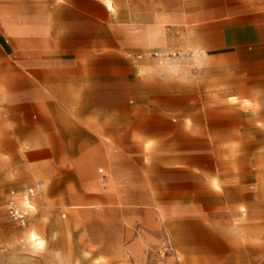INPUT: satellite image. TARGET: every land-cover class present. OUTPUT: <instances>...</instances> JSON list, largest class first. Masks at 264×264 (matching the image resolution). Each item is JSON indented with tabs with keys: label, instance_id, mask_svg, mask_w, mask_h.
Masks as SVG:
<instances>
[{
	"label": "crops",
	"instance_id": "obj_1",
	"mask_svg": "<svg viewBox=\"0 0 264 264\" xmlns=\"http://www.w3.org/2000/svg\"><path fill=\"white\" fill-rule=\"evenodd\" d=\"M209 13L204 22L200 3L188 29L185 0H25L17 28L4 19L0 42L34 49L20 51L3 71L11 79L0 111L5 208L38 184L61 186L67 161L78 183L63 189L89 192L97 185H83L80 168L95 154L116 180L131 184L134 161L151 158L144 144L188 135L202 158L203 145L264 143V0H211ZM194 48L202 53V65L189 81L154 70L155 58ZM187 90L193 91V103L185 98ZM188 111L194 113L193 134L186 131ZM108 144L115 145L110 165ZM42 193L33 200L26 228ZM98 199L107 202L101 193ZM259 204L262 210L252 214L264 227V202ZM238 207L218 200L208 210L198 206L195 214L201 225L217 226L215 210ZM211 233L228 256L213 264H264V245L239 242L264 240V231L241 237ZM183 250L195 256V264L216 253L207 252L203 242Z\"/></svg>",
	"mask_w": 264,
	"mask_h": 264
},
{
	"label": "rangeland",
	"instance_id": "obj_2",
	"mask_svg": "<svg viewBox=\"0 0 264 264\" xmlns=\"http://www.w3.org/2000/svg\"><path fill=\"white\" fill-rule=\"evenodd\" d=\"M24 3L25 0H0V28L4 19L18 27ZM185 3L188 29L195 24L193 14L199 10L200 3L203 20L209 22L211 0H185ZM24 50L34 51L10 48L0 42V111L5 88L11 82L4 78V68ZM201 54L198 48L173 51L155 58L154 70L172 76L181 74L189 81L202 65ZM185 95L188 103L194 102L193 91L187 90ZM184 115L186 131L193 134L194 113L188 111ZM170 140L165 144L143 145L144 150L148 147L145 152L151 158L143 164L138 159L134 161L131 184L124 178L116 180L113 170L101 166L95 154L82 163L79 177L83 185H97L95 191L66 192L64 185L78 183V179L68 174L71 166L65 162L60 177L63 184L44 182L43 193L37 200L38 209L26 229L7 217V197L0 200V264H195V256L183 249L201 242L207 252H216L205 256L203 264H213V260H226L228 256L211 231L235 237L264 231L262 219L252 214L262 210L259 202H264V143L203 145L201 158L200 146L193 137L176 135ZM114 151L115 145L108 144V165L114 163L110 154ZM99 170L103 175L98 174ZM99 193L107 200L105 205L100 204ZM218 200L239 207L236 212L227 208L215 210L212 214L220 222L217 226L201 225L196 208L202 206L208 210ZM160 202L170 206H138ZM30 233L44 242L42 248L34 247ZM239 242L264 245V240Z\"/></svg>",
	"mask_w": 264,
	"mask_h": 264
},
{
	"label": "built area",
	"instance_id": "obj_3",
	"mask_svg": "<svg viewBox=\"0 0 264 264\" xmlns=\"http://www.w3.org/2000/svg\"><path fill=\"white\" fill-rule=\"evenodd\" d=\"M42 190L43 186L38 184L35 188L28 190L22 195L21 202L17 199H10L6 205L7 217L17 226L26 228L29 213L34 209L33 200Z\"/></svg>",
	"mask_w": 264,
	"mask_h": 264
},
{
	"label": "bare ground",
	"instance_id": "obj_4",
	"mask_svg": "<svg viewBox=\"0 0 264 264\" xmlns=\"http://www.w3.org/2000/svg\"><path fill=\"white\" fill-rule=\"evenodd\" d=\"M30 239L33 241V243L35 244L36 247L42 248L44 246V242L43 241L42 242L41 241H37L38 237L34 233H32L30 235Z\"/></svg>",
	"mask_w": 264,
	"mask_h": 264
}]
</instances>
